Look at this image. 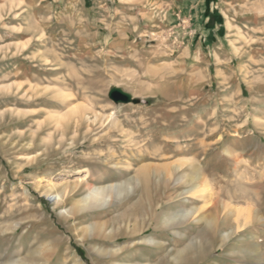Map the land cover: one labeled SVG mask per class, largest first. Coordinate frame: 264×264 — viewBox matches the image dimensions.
Returning <instances> with one entry per match:
<instances>
[{
  "label": "rangeland",
  "instance_id": "obj_1",
  "mask_svg": "<svg viewBox=\"0 0 264 264\" xmlns=\"http://www.w3.org/2000/svg\"><path fill=\"white\" fill-rule=\"evenodd\" d=\"M196 240L183 264H264V0H0V264H176Z\"/></svg>",
  "mask_w": 264,
  "mask_h": 264
},
{
  "label": "bare ground",
  "instance_id": "obj_2",
  "mask_svg": "<svg viewBox=\"0 0 264 264\" xmlns=\"http://www.w3.org/2000/svg\"><path fill=\"white\" fill-rule=\"evenodd\" d=\"M66 117L69 118L68 115ZM66 117H64V118H66ZM63 121H65V120H63ZM64 125H66V124H64ZM58 128H59V126H58ZM62 132H63V130H62ZM140 177H142V176H140ZM140 177H139V174H137L134 178L130 179L126 184L115 185L113 187L101 186V187H91V188H89L88 193L82 199V201L80 203L81 205L79 206L78 209H93V208L97 209V208H102V207L106 206L107 204H109L111 202L113 196L115 197L116 200L122 198V196H124L126 192H129V191L133 190V188H136V186L139 183H141L140 182V179H141ZM143 177H145V176H143ZM145 179H146V177H145ZM112 193H113V195H112ZM183 194H186V193H183ZM50 198L53 201H55V203L56 202H60L61 199H63L61 194H56L55 196L50 197ZM64 212H65V210H64ZM69 213H70V211H69ZM191 215H192L191 211H188V212H185V213H181L180 215H176V216H166L165 219L163 220L164 221L163 222V224H164L163 227L170 228V227L182 224L183 221L185 219L189 218ZM214 216L212 218L210 217L209 220H208V223H207V226H208V228L210 230L214 229L213 227L215 226V223H216V220H215ZM229 217H230V215H227V218H229ZM94 227L95 226L91 225L88 228V230H86V231L88 233H92V231L94 232V230H93ZM104 227H105V224H98V225H96L95 229H97V232L101 233L103 231ZM133 230H135V229H133ZM126 232H127V230H126ZM227 236H228V234H224L222 239L227 238ZM129 243H131V242H129ZM150 244L154 245V242L150 241L149 245ZM130 246L131 245H129V247ZM202 247H203V243L200 240H196L195 242H192L188 246H186L183 250L178 251L179 254L175 258L174 261L176 262V264L177 263L178 264H183L185 262L186 256L190 255L192 252H201V248ZM162 249H163V247H162ZM124 250H125V246L124 247H120V248H116V249L104 250V251H101V253L104 256H110L113 259H117L118 258L117 256H118L119 252H123ZM125 264H128V263L126 262Z\"/></svg>",
  "mask_w": 264,
  "mask_h": 264
},
{
  "label": "water",
  "instance_id": "obj_3",
  "mask_svg": "<svg viewBox=\"0 0 264 264\" xmlns=\"http://www.w3.org/2000/svg\"><path fill=\"white\" fill-rule=\"evenodd\" d=\"M119 97L121 98V99H126V96L125 95H122V94H119Z\"/></svg>",
  "mask_w": 264,
  "mask_h": 264
}]
</instances>
